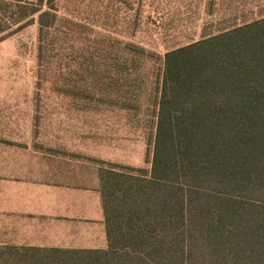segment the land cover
<instances>
[{
    "label": "trees",
    "instance_id": "1",
    "mask_svg": "<svg viewBox=\"0 0 264 264\" xmlns=\"http://www.w3.org/2000/svg\"><path fill=\"white\" fill-rule=\"evenodd\" d=\"M60 1L0 0V41L36 21L42 61ZM113 40L117 71L156 54ZM157 56L150 167L98 161L107 248L1 246L0 264H264V16Z\"/></svg>",
    "mask_w": 264,
    "mask_h": 264
},
{
    "label": "rangeland",
    "instance_id": "2",
    "mask_svg": "<svg viewBox=\"0 0 264 264\" xmlns=\"http://www.w3.org/2000/svg\"><path fill=\"white\" fill-rule=\"evenodd\" d=\"M58 6L68 20L42 61L36 21L0 41V155L8 149L11 157H25L27 176L49 181L95 173L99 160L149 168L157 55L264 16V0H62ZM100 36L103 42H94ZM108 37L156 54L136 70L127 64L117 71L122 45Z\"/></svg>",
    "mask_w": 264,
    "mask_h": 264
},
{
    "label": "crops",
    "instance_id": "3",
    "mask_svg": "<svg viewBox=\"0 0 264 264\" xmlns=\"http://www.w3.org/2000/svg\"><path fill=\"white\" fill-rule=\"evenodd\" d=\"M24 161L0 155V245L107 248L98 171L49 181L27 176Z\"/></svg>",
    "mask_w": 264,
    "mask_h": 264
}]
</instances>
